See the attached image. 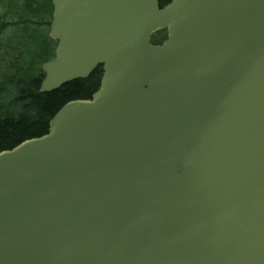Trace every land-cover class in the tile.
Instances as JSON below:
<instances>
[{"label": "water", "instance_id": "obj_1", "mask_svg": "<svg viewBox=\"0 0 264 264\" xmlns=\"http://www.w3.org/2000/svg\"><path fill=\"white\" fill-rule=\"evenodd\" d=\"M51 3L39 92L103 75L0 152V264H264V0Z\"/></svg>", "mask_w": 264, "mask_h": 264}, {"label": "trees", "instance_id": "obj_2", "mask_svg": "<svg viewBox=\"0 0 264 264\" xmlns=\"http://www.w3.org/2000/svg\"><path fill=\"white\" fill-rule=\"evenodd\" d=\"M170 0H159V7ZM0 152L45 135L67 102L90 99L99 89L102 66L87 78L40 93L42 64L53 59L57 42L48 36L50 0H0ZM163 32L153 37L160 44ZM157 40V41H155Z\"/></svg>", "mask_w": 264, "mask_h": 264}, {"label": "rangeland", "instance_id": "obj_3", "mask_svg": "<svg viewBox=\"0 0 264 264\" xmlns=\"http://www.w3.org/2000/svg\"><path fill=\"white\" fill-rule=\"evenodd\" d=\"M0 18H3V14H0Z\"/></svg>", "mask_w": 264, "mask_h": 264}]
</instances>
